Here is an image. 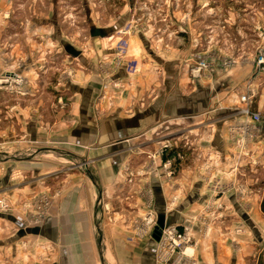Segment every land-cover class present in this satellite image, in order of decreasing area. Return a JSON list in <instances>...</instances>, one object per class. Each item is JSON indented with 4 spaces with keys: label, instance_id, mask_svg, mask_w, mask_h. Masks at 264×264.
Listing matches in <instances>:
<instances>
[{
    "label": "rangeland",
    "instance_id": "374dc122",
    "mask_svg": "<svg viewBox=\"0 0 264 264\" xmlns=\"http://www.w3.org/2000/svg\"><path fill=\"white\" fill-rule=\"evenodd\" d=\"M1 1L5 7L1 16V26L4 28L0 40L1 52L10 49L18 66L24 62L26 65L31 64L34 55L33 59H18L15 49H24L26 55H41V59L37 58L36 73H31L36 76V83L18 72L17 64L14 65L17 67L12 65L16 79H11V74L0 78V96L6 87L17 91L20 96L22 93L28 97L29 90L40 91L37 98L30 96L26 102L12 99L13 106L21 104L33 110L35 105L40 104L42 121L53 124L55 115L68 116L74 99L80 98L76 86L92 83L94 78L114 79L122 62L143 64L137 72L142 74V77L139 75V83L124 88H121L122 84L121 87L115 85V88L133 92L134 100L127 115L136 109L145 112L152 108L157 112L171 107L172 116L156 119L138 137L139 144H145L141 150H148L145 154L150 156V160L153 158L158 161L155 168L164 172L166 183L175 182L183 171L194 168L202 151H199L198 146L204 143L208 146L209 140L215 142L218 132L223 134L219 130L226 129L224 134L231 148L228 150L231 159L221 155L219 163L214 165L216 170L207 160L200 165L202 173H199L198 180L202 179L212 187H209L212 200L194 218H189L186 226H176L180 230H189L191 243L185 254H167L170 247L167 241L166 259L162 258L159 251L160 262L200 264L194 254L196 246L201 244L192 226L196 223L200 226L198 233L205 241L202 245L205 250L208 244L212 249V244L220 241L234 253L242 254V264H264V155L258 154L260 144L251 135L252 126L244 130L230 126L229 121L238 116L237 109L232 112L235 113L233 116L225 112L211 115L204 111L202 115L192 118L184 116L185 111H181L186 106L194 108V101L199 96H204L202 99L206 100L205 91L212 85L210 74L218 64L221 69H227V72L222 71L224 74H229L243 64L251 65L253 73L257 74L256 55L264 48V0ZM94 29L106 30L107 34L104 37H92ZM33 44L42 45L41 53L34 52ZM69 48L81 51L83 55L75 57L69 53ZM123 48L126 49L124 54H119ZM137 48L140 50L137 51ZM200 59L207 61L211 70L203 71L196 77L194 70ZM93 64L97 65L98 72L94 73L97 75L91 71ZM89 78L91 81H88ZM221 90H225V85L219 86L218 91ZM200 91V94H193ZM219 96L214 105L200 104L198 107L225 106L227 97ZM256 98L258 100L259 96ZM102 112L100 109V115ZM2 120L0 114L1 131ZM15 127L18 128L17 124ZM19 133L18 129L17 138ZM1 146L0 161L19 158L18 154H6L9 148ZM60 147H56V150L51 145L36 151L31 149L27 151V161L33 155L45 160H56L70 169L72 165L81 166L78 161L64 157L62 153L66 151ZM176 152L180 154L178 162H164L166 155H175ZM150 165L153 167L154 162ZM149 167L144 165V169L140 167V170L148 172ZM67 171H61V175ZM141 177L139 174L138 178ZM232 193L237 194V204L241 207L229 201ZM54 197V193L44 195L37 204L33 203L38 211L37 218L41 221L45 219ZM0 207L3 208L1 202ZM30 214L28 209L29 220ZM156 225L153 226L154 230ZM140 227L142 234L144 226ZM36 245L28 240L20 243L21 249L27 253L26 264H43L39 257L41 253L36 255ZM162 245L159 241L158 248L161 249ZM50 261L51 258L46 259V262Z\"/></svg>",
    "mask_w": 264,
    "mask_h": 264
},
{
    "label": "crops",
    "instance_id": "0c3cea01",
    "mask_svg": "<svg viewBox=\"0 0 264 264\" xmlns=\"http://www.w3.org/2000/svg\"><path fill=\"white\" fill-rule=\"evenodd\" d=\"M4 8L0 0V40L4 33L1 26ZM33 45L34 52L41 53L42 45ZM23 50H14L18 59L28 57L29 60L34 55L36 61L18 66L10 49L3 52L0 49V78L8 74L16 76L12 67L17 64L18 72L27 75L26 79L30 82H37L36 76L31 73H36L37 58L41 59V55H26ZM125 50L123 48L119 54H124ZM95 64L90 68L94 71L93 75L98 72ZM139 64L122 62L114 79L94 78L92 83L76 86L80 98L74 99L68 116L55 115L53 124L42 121L40 104L32 110L26 105L18 104L16 107L11 103L12 99L26 102L30 96L37 98L39 90H29V97L22 93L20 96L8 87L3 90L0 96L3 119L0 145L9 148L6 154H18L19 158L15 159L19 160L0 161V202L9 206V209L0 207V264H26L27 253L20 247V243L26 240L38 244L36 255L41 253L39 257L43 264L48 263V258H51L48 264H163L159 259L158 242L153 237L154 227L147 225V218L154 214L157 220L164 217L167 225L184 227L189 218H194L210 203L212 187L206 181L198 180L199 173H202L200 165L207 160L215 168L221 155L231 159L228 152L231 148L224 134L226 129L219 130L223 134L218 132L215 142L209 140L208 146L205 143L198 146L202 151L194 168L183 171L175 182L166 183L164 172L155 168L158 161L150 160V156L145 154L148 150H141L145 144H139L138 137L156 119L172 116L171 107L157 112L152 108L145 112L136 109L127 115L134 96L133 92L121 89L139 83L142 74L137 72L143 65ZM217 66L210 74L212 85L205 91L206 100L202 99L204 96H199L194 101V108L186 106L181 111H185L184 116L192 118L204 111L211 115L225 112L233 116L235 113L232 112L237 109L238 116L229 121L230 126L241 127L242 130L252 126L251 135L260 144L258 154L264 155V76L254 74L249 64L239 65L229 74L222 73L225 69ZM115 85L121 88H115ZM220 85H225V90L218 91ZM244 94L259 96L258 100L254 96L255 100L250 105L251 111L262 117L259 124L243 114L242 110L247 107L241 102ZM219 95L227 97L225 106L214 107ZM209 103L213 105L201 107ZM100 109L103 110L101 115ZM18 129L19 139L16 137ZM50 145L54 150L61 146L66 151L63 156L78 161L81 166L72 165L70 169L56 160L33 155L27 161V151ZM15 147L19 149L12 150ZM153 162V167H149ZM144 165L150 168L148 172L141 171ZM66 170L61 175V171ZM139 174L141 178H138ZM53 193L55 197L45 219L39 226L32 225L38 215L33 203ZM237 197L236 193H232L229 201L241 207L237 204ZM28 209L32 221L28 218ZM142 225L144 233L141 234ZM192 226L196 229L195 237L201 243L194 249L200 264L243 263L242 254L234 253L220 241L214 242L212 249L208 244L205 250L202 246L205 241L198 233L200 226L196 223ZM34 230L37 232L34 233ZM34 260L37 262V259Z\"/></svg>",
    "mask_w": 264,
    "mask_h": 264
},
{
    "label": "built area",
    "instance_id": "2783aa9c",
    "mask_svg": "<svg viewBox=\"0 0 264 264\" xmlns=\"http://www.w3.org/2000/svg\"><path fill=\"white\" fill-rule=\"evenodd\" d=\"M255 68L257 74H260L264 76V48L260 49L256 55L255 59ZM210 65L205 60H199L196 64V68L194 70V76L199 77L203 71H209ZM11 78V76H10ZM8 78V79H10ZM17 76H13L11 79H16ZM254 94H244L241 96V102L244 104H247V107L242 110L243 114L249 116L253 123L259 124L262 121V117L258 113H253L249 109V104L252 102L254 98ZM2 206L4 209H9V206L5 203H2ZM38 219V218H37ZM34 220L31 224L32 225H39L42 221L40 219ZM156 218L151 215L147 218V224L151 226L156 225ZM169 241V242H167ZM166 242L169 243V251L168 253H176L181 252L182 254H185V251L187 249V246L191 243V235L189 233V230L184 229L180 230L176 226H169L165 227V229L162 231V236L160 243H163L162 248H159V251L162 254V258L166 259Z\"/></svg>",
    "mask_w": 264,
    "mask_h": 264
},
{
    "label": "water",
    "instance_id": "95a60500",
    "mask_svg": "<svg viewBox=\"0 0 264 264\" xmlns=\"http://www.w3.org/2000/svg\"><path fill=\"white\" fill-rule=\"evenodd\" d=\"M107 34L106 30H99V29H94L91 33L92 37H104ZM69 53L75 57H79L81 53L74 48H69ZM100 204V203H99ZM170 225L166 224V221L164 220V217H160L157 220V225L154 230V239L159 242L160 238L162 236V231L165 229V227H169ZM37 230H34V233H36Z\"/></svg>",
    "mask_w": 264,
    "mask_h": 264
},
{
    "label": "trees",
    "instance_id": "16d2710c",
    "mask_svg": "<svg viewBox=\"0 0 264 264\" xmlns=\"http://www.w3.org/2000/svg\"><path fill=\"white\" fill-rule=\"evenodd\" d=\"M175 152V151H174ZM174 154V153H173ZM172 153H170L169 155H166V157H164V162H167V161H171V160H175L176 162H178L179 161V156H180V154L179 153H177L176 152V154L175 155H173ZM177 158H179L178 160H177Z\"/></svg>",
    "mask_w": 264,
    "mask_h": 264
}]
</instances>
